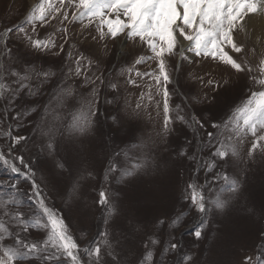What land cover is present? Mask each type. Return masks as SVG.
Masks as SVG:
<instances>
[{"label": "snow or ice", "instance_id": "obj_1", "mask_svg": "<svg viewBox=\"0 0 264 264\" xmlns=\"http://www.w3.org/2000/svg\"><path fill=\"white\" fill-rule=\"evenodd\" d=\"M69 9L72 11L69 12ZM251 16L264 17V0H38L29 8L20 24L0 32V100H3L8 108H14L25 94L31 97L39 95L42 85H46L56 75L51 69L37 71L33 65H25L23 71L13 67L19 57L9 46L11 34L16 32L17 38L26 42V46L32 50L59 55L64 51L65 43L55 39V33L60 32L66 42L70 38L68 24L76 22L81 24L82 31L95 24L98 37H92L94 41L97 38L100 41L122 38L123 44L129 40L134 43L138 40L140 45L151 53V56H139L135 64L154 60L157 71H136V76L149 77L157 92L163 87L164 136L173 131L170 125L175 121L194 128V136L205 126V122L194 114L191 117L182 114L180 105L175 106V115L172 114L169 104L172 93L168 85L172 83L173 78L168 71L169 58L179 57L175 65L177 71L182 61L192 63V57H196L210 58L237 73L247 72L253 85L259 86V90L251 91L226 119L220 122L213 120L212 128L215 131L206 134L212 151L209 157L204 158L200 167L211 174L219 165L221 170L215 171L213 181L221 183L217 184L215 189L207 182L204 185L194 181L188 183L183 198L189 201V208L174 214L168 221L163 218L157 221L160 226L167 223L174 231L194 209L199 220L193 226L191 234L199 240L209 224L208 213L226 211L239 200L243 192V183L239 176L229 175L223 165L232 160L247 166L255 162L257 153L264 158V54L256 66L247 58H237L246 51V45L238 42L236 34L248 33L246 25ZM53 22H58L59 28L47 38L35 36L38 27L43 28ZM260 41L261 37L257 36L256 43L259 44ZM249 51L255 55L256 46ZM94 63L96 61L91 56L76 54L69 48L68 72L61 73L63 80L56 85L52 97L56 107L51 106V101L45 104L43 111L39 113L40 122L34 124V132L39 133L46 141L42 144V150L58 157L53 163L61 173L71 170L67 159L59 155L61 140L74 142L77 138L87 137L97 125L100 111L99 90L96 85L105 81L102 76L92 77L90 69ZM123 71L124 69H121V75ZM127 71L131 73L133 68L129 67ZM79 77H83L82 87H91L87 96L77 90L79 81L76 78ZM70 79L76 83H68ZM33 80L36 83H33ZM125 82L136 84L131 75ZM107 83L111 89L119 91V84ZM208 83L212 84L213 81L209 80ZM143 96L142 93L141 101ZM152 98L150 91L148 100L151 101ZM141 101L136 104L134 111L137 113L142 107ZM65 108L69 109L71 115L67 123L64 122L63 115H60ZM30 112H37L35 105L18 111L12 118L19 120ZM112 119L115 121L117 117L113 116ZM16 127L21 125L16 124ZM0 135L6 136L10 141L7 154L0 150V163L8 168L10 173L22 175L25 180L30 181L31 195L28 198L34 201L38 209V215L26 213L19 208V200H14L11 196L0 199V264H193L194 256L183 250V245L171 232L163 241L158 256L155 249L160 244V239L157 236H151L145 241L142 254L133 247H126L129 241L123 232L113 240L108 226L119 216L120 206L103 189L99 191L96 203L104 209L105 230L100 233L99 241H90L81 249L70 233L64 217L57 209L49 206L40 183L36 181L33 168L25 163L22 155H12L16 147L27 142L28 137L14 136L11 129L0 132ZM136 149L147 151L137 153L134 151ZM178 156L187 157L189 160L197 159L195 152L188 155L183 149ZM16 161L23 166V172ZM157 167V160L151 155L147 142L140 139L116 154V159L109 158L104 178L107 180L112 175L121 182H131ZM0 185L12 193L23 194L18 184L10 180H0ZM206 189L211 191L210 196L205 195ZM58 194L69 205L78 202L81 196L79 181L69 182ZM33 229L43 230V238L31 239ZM261 239L264 241V233H261ZM169 256L173 258L171 261L167 259ZM245 261H251V258L245 257ZM253 264H264V251H258Z\"/></svg>", "mask_w": 264, "mask_h": 264}, {"label": "rangeland", "instance_id": "obj_2", "mask_svg": "<svg viewBox=\"0 0 264 264\" xmlns=\"http://www.w3.org/2000/svg\"><path fill=\"white\" fill-rule=\"evenodd\" d=\"M37 2L38 0H0V32L20 24L29 8ZM71 11L72 9H69V12ZM57 28L58 22L43 28L38 27L35 36L47 38ZM68 35L70 38L65 42L60 32L55 33V39L65 43L64 51L56 55L32 50L26 46V42L17 38L16 32L11 34L9 46L19 57V61L14 63L13 67L23 71L25 65H33L37 71L51 69L56 75L46 85H42L39 95L31 97L25 94L14 108H8L5 102L0 100V132L11 129L14 136L28 137L27 142L16 147L12 155H22L25 163L33 168L36 181L40 183L49 206L57 209L64 217L70 233L81 249L90 241H99L100 233L105 230L104 209L96 203L99 191L103 189L120 206L119 216L108 226L113 234L111 238L115 240L120 232H123L129 241L126 247H133L142 254L145 241L151 236H157L160 239V244L155 249L158 256L163 241L171 232L181 242L183 250L194 256L193 264H253L258 251H264V241L261 239V233H264V158L259 153L255 162L247 166L232 160L223 165V169L229 175L239 176L243 183V192L239 200L226 211L208 213L209 224L201 239L197 240L191 234L193 226L199 220L194 209L174 231L167 223L160 226L157 221L161 218L168 221L174 214L189 208V201L183 198L188 183L194 181L204 185L207 182L212 189L221 183L213 181L215 171L221 170L219 165L211 174L200 167L204 158L209 157L212 151L206 134L215 131L212 128L213 120L220 122L226 119L251 91L259 90V86L253 85L247 72L237 73L210 58L192 57V63L182 61L179 71L175 67L179 57L169 58L168 71L173 78L172 83L168 85L172 93L169 100L172 114L175 115V106L180 105L182 114L189 117L194 114L205 122V126L194 136V128L175 121L170 125L173 131L164 136L163 87L157 92L149 77L136 76V71L141 73L157 71L154 60H146L140 65L135 64L139 56H151L147 48L141 46L138 40L135 43L129 40L123 44L122 38L115 41L111 38L100 41L97 38L94 41L92 37H98L95 24L83 31L79 22L68 24ZM236 36L238 42L246 45V51L237 58L241 60L247 58L256 66L264 54V36H261L259 44L245 33H237ZM254 45L257 48L255 55L249 51ZM69 48L76 54L91 56L96 61L90 69L92 77L102 76L105 83L96 85L99 90L100 114L93 133L87 137L77 138L74 142L64 140L60 142L59 155L67 159L71 169L61 173L53 163L58 157H53L47 150H42V144L46 141L39 133L34 132V124L40 122L39 113L43 111L45 104L51 101V106L56 107L52 97L56 85L63 80L61 73L68 72ZM56 51L59 52V49ZM129 67L133 68L131 73L127 71ZM121 69H124L122 75ZM129 75L136 80L135 85L125 82ZM76 80L79 81L77 90L87 96L91 92V87H82L83 77ZM209 80L213 83L209 84ZM107 82L119 84V91L111 89ZM33 83L36 81L33 80ZM68 83L76 81L70 79ZM150 91L153 97L151 101L148 100ZM142 93L144 96L141 101ZM138 101H141L142 107L137 113L134 110ZM29 105H35L37 112H30L19 120L12 118ZM60 115H63L65 123L71 119L68 108L60 112ZM113 116L117 117L115 121L112 119ZM16 124H20L21 127L17 128ZM140 139L147 142L158 167L150 169L131 182H121L112 175L105 180L104 173L109 158L116 159V154L127 149L132 142H139ZM9 145V139L0 135V150L7 154ZM201 148L203 151H200ZM182 149L186 150L188 155L195 152L197 159L181 158L178 153ZM134 151L139 153L147 149ZM16 163L23 172V166L19 165L18 161ZM0 180L17 183L23 193H12L0 185V199L11 196L12 199L20 201L19 208L22 211L38 215L34 201L28 198L31 195L30 181L25 180L22 175L10 173L2 163ZM77 180L81 196L78 202L69 205L58 193L69 182ZM205 195L210 196L211 191L206 189ZM43 235V230L33 229L31 239H42ZM245 257H250L251 261L246 262ZM167 259L171 261L173 258L169 256Z\"/></svg>", "mask_w": 264, "mask_h": 264}, {"label": "bare ground", "instance_id": "obj_3", "mask_svg": "<svg viewBox=\"0 0 264 264\" xmlns=\"http://www.w3.org/2000/svg\"><path fill=\"white\" fill-rule=\"evenodd\" d=\"M246 27L248 29L247 35L251 39L256 40L257 36H264V17L251 16Z\"/></svg>", "mask_w": 264, "mask_h": 264}]
</instances>
